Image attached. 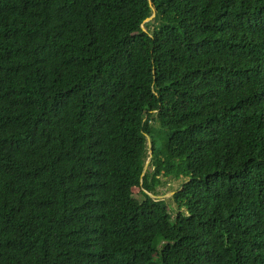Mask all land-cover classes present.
<instances>
[{
	"label": "trees",
	"instance_id": "1",
	"mask_svg": "<svg viewBox=\"0 0 264 264\" xmlns=\"http://www.w3.org/2000/svg\"><path fill=\"white\" fill-rule=\"evenodd\" d=\"M0 264H264V0H0Z\"/></svg>",
	"mask_w": 264,
	"mask_h": 264
},
{
	"label": "rangeland",
	"instance_id": "2",
	"mask_svg": "<svg viewBox=\"0 0 264 264\" xmlns=\"http://www.w3.org/2000/svg\"><path fill=\"white\" fill-rule=\"evenodd\" d=\"M180 179H176L173 182H169L166 186H162L161 190L163 191V193H165L164 195H159L162 198H168L171 194H172V190L176 189L180 186ZM135 195H138L137 192H135Z\"/></svg>",
	"mask_w": 264,
	"mask_h": 264
},
{
	"label": "water",
	"instance_id": "3",
	"mask_svg": "<svg viewBox=\"0 0 264 264\" xmlns=\"http://www.w3.org/2000/svg\"><path fill=\"white\" fill-rule=\"evenodd\" d=\"M173 193V192H172Z\"/></svg>",
	"mask_w": 264,
	"mask_h": 264
}]
</instances>
